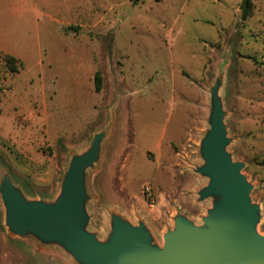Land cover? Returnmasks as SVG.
Instances as JSON below:
<instances>
[{
    "label": "rangeland",
    "instance_id": "374dc122",
    "mask_svg": "<svg viewBox=\"0 0 264 264\" xmlns=\"http://www.w3.org/2000/svg\"><path fill=\"white\" fill-rule=\"evenodd\" d=\"M251 2L243 17L244 0H0V170L52 200L71 156L110 126L89 171V229L106 239L117 212L163 244L178 212L200 224L211 206L194 168L221 71L229 150L264 234V0ZM0 264L76 263L11 234L0 195Z\"/></svg>",
    "mask_w": 264,
    "mask_h": 264
},
{
    "label": "water",
    "instance_id": "95a60500",
    "mask_svg": "<svg viewBox=\"0 0 264 264\" xmlns=\"http://www.w3.org/2000/svg\"><path fill=\"white\" fill-rule=\"evenodd\" d=\"M220 71L210 89L208 128L200 140L202 159L194 171L207 179L198 200L211 206L197 224L178 212L159 244L144 220L133 223L111 212L106 239L89 229V171L101 160L110 126L94 134L84 151L71 156L60 190L52 200L33 199L0 170V195L9 232L45 247H58L76 264H264L261 206L252 198L245 163L233 158L232 138L220 93Z\"/></svg>",
    "mask_w": 264,
    "mask_h": 264
},
{
    "label": "trees",
    "instance_id": "16d2710c",
    "mask_svg": "<svg viewBox=\"0 0 264 264\" xmlns=\"http://www.w3.org/2000/svg\"><path fill=\"white\" fill-rule=\"evenodd\" d=\"M135 3H138L139 0H134ZM251 7H252V2L251 0H244V9H243V17H246L250 10H251ZM5 59H6V63L8 65V67L10 68V70L15 74V73H18L20 71L21 68H23V64L21 61H19L18 59L12 57V56H5ZM99 79V78H98ZM100 87H101V83L100 81L98 80V83H97V86H96V89L99 91L100 90Z\"/></svg>",
    "mask_w": 264,
    "mask_h": 264
}]
</instances>
